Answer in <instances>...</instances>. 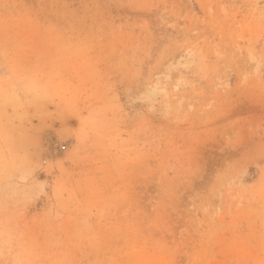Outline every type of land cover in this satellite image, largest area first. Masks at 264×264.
I'll list each match as a JSON object with an SVG mask.
<instances>
[{"label": "rangeland", "instance_id": "1", "mask_svg": "<svg viewBox=\"0 0 264 264\" xmlns=\"http://www.w3.org/2000/svg\"><path fill=\"white\" fill-rule=\"evenodd\" d=\"M0 264H264V0H0Z\"/></svg>", "mask_w": 264, "mask_h": 264}]
</instances>
